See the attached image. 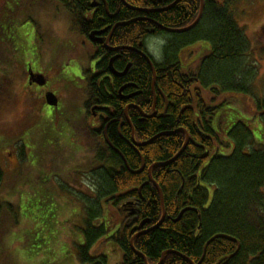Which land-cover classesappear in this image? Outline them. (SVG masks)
Segmentation results:
<instances>
[{
	"label": "trees",
	"instance_id": "obj_1",
	"mask_svg": "<svg viewBox=\"0 0 264 264\" xmlns=\"http://www.w3.org/2000/svg\"><path fill=\"white\" fill-rule=\"evenodd\" d=\"M52 1L73 13L72 0ZM76 1L78 5L83 3ZM106 1L109 12L115 13L114 20L129 22L115 30L111 43L123 48L124 61H131L133 71L126 78L136 83L141 92L136 101L150 115L142 121L134 119V138L143 143L154 137L148 145L137 148L145 164L138 174L129 172L120 156L114 153L108 157V166L113 168L92 173L93 176L97 173L102 193L137 189L147 183L142 184L136 221L125 222L114 236L120 254L118 264H146L142 256L147 264H158L166 251L178 255L166 254L161 264H264V150L249 148L254 138L252 130L239 121L226 133L233 143L231 153L222 156L221 147L226 150L230 143H222L219 131L213 127L219 128V119L226 112L223 108L228 98L232 99L226 93L244 91L241 82L253 76L252 71L242 68L250 51L249 41L234 19V9L246 0H203L200 21L185 33H167L157 25L170 29L189 26L198 16L200 0H124L130 7L121 0ZM167 7L170 8L161 10ZM102 18L106 23L112 22ZM97 21L100 22L96 19L94 23ZM160 35L170 38L163 45L161 60L156 62L148 53L146 42ZM178 37L180 41L176 40ZM200 40L208 42L210 48L204 52L195 72H186L182 67L181 48ZM143 55L153 66L155 92H161L168 101L162 116L163 104L158 93L156 114H150L153 74ZM106 67V61L97 66L100 71ZM101 83L99 87L93 83L96 94ZM102 98L105 103L115 104L116 116L123 118L124 102L105 95ZM255 115L264 124V98L256 104ZM123 129V136L129 139L128 126L124 125ZM180 129L189 137L184 151L172 163L151 170L163 194L165 210L163 221L153 228L160 221L162 210L158 193L148 181L147 169L153 163L171 160L178 153L185 141L183 131L174 133ZM115 145L128 167L139 169L136 151L123 143ZM206 186L214 187L208 206ZM95 204L92 201L88 205L84 220L85 242L76 252L80 264H107L104 256L92 257L89 253L91 245L105 235L103 227L93 226L95 219L100 218ZM183 209L187 210L177 218ZM51 215L52 212L48 216ZM140 222H144L142 229L147 232L134 238L136 254L130 247V239L138 232Z\"/></svg>",
	"mask_w": 264,
	"mask_h": 264
},
{
	"label": "rangeland",
	"instance_id": "obj_2",
	"mask_svg": "<svg viewBox=\"0 0 264 264\" xmlns=\"http://www.w3.org/2000/svg\"><path fill=\"white\" fill-rule=\"evenodd\" d=\"M58 5L52 0H0V264H80L76 252L85 242L82 232L85 217L73 218L67 212L62 214L60 209L78 211L77 204L81 201L77 197L83 198L79 191L90 185L88 173L104 166L91 149L85 153L82 147L85 140L78 137L71 136L68 140L70 152L55 151L56 135L52 131L55 124L44 121L52 112L47 117L43 110L39 111L34 104V91L27 87L23 74L26 60L22 34L31 30L30 15L37 21L41 14L47 19L41 29L44 34L51 33L47 38L57 37L63 42L70 38L68 18ZM234 16L249 41L250 51L242 68L252 71L253 76L241 82L244 91L226 93L232 99L228 98L223 108L226 112L219 119V128L213 125L219 131L220 141L230 143L226 150L221 147L222 156L231 153L233 143L226 133L239 121L252 130L254 138L249 148L264 150V124L254 116L256 104L264 98V0L242 1L234 9ZM54 17L59 20H53ZM169 38L160 35L147 39V51L156 62L161 60L163 45ZM38 39L40 42L41 38ZM209 48V43L203 40L184 45L180 54L184 71L194 73ZM74 114L68 112L66 116L73 118ZM87 141L92 142V137L87 136ZM81 149L82 155L73 151ZM85 173L88 176L83 180ZM81 181L85 183L82 187ZM206 188L208 206L214 187ZM45 201L53 202L44 204ZM51 212L53 215L49 217ZM116 227L112 226L108 235L91 245L92 257L104 256L107 264L119 263L120 254L113 237Z\"/></svg>",
	"mask_w": 264,
	"mask_h": 264
},
{
	"label": "flooded vegetation",
	"instance_id": "obj_3",
	"mask_svg": "<svg viewBox=\"0 0 264 264\" xmlns=\"http://www.w3.org/2000/svg\"><path fill=\"white\" fill-rule=\"evenodd\" d=\"M72 1L74 5L71 7V11L74 15L64 11V17L68 18L70 26L68 28L70 38L65 42L57 37L49 36L47 38L51 33L44 34L41 31L42 28H45L44 20L47 21L42 14L38 21L30 15L31 30L22 34L23 58L26 60L23 74L27 87L34 91V104L37 105L39 111L43 110L47 117L50 110L52 112V115L44 121L55 124V128H52L56 135L55 147L58 149L55 151L70 152L68 140L71 136L83 139L85 143L82 147L85 153H89L91 149L95 158L104 165L96 170L103 172L107 168H113L111 165L108 166V157H110V153L118 155L115 144L123 143L134 150L132 140L137 142L134 138V119L142 121L150 115L145 113L136 101V97L141 93L136 83L126 78L133 71L131 61H124L122 50L119 49L122 47L111 43L112 35L121 26V23L114 20L115 13L109 12L107 1L81 0L83 3L80 5L76 0ZM101 10H103V14H101ZM102 17H106L112 22L106 23ZM95 18L100 22L94 23ZM72 19L75 21L72 22ZM53 20H59V17H54ZM38 38H41L40 42ZM51 39L55 41L52 44ZM103 61H106L107 67L105 71H100L97 66ZM94 82L97 83L96 87H99L102 82L97 94L93 89ZM92 93H95V96ZM157 93L163 104L160 113L162 116L166 112L168 101L161 92ZM157 93L151 83V116L156 114ZM104 95L109 99L117 98L121 103L124 102L123 118L116 116L115 112L118 108L115 107V104L103 102L102 96ZM49 99L55 100L56 106H50ZM66 111L75 113L74 117H67ZM124 125L128 126L130 130L129 139H126L122 134ZM87 136L92 137V142L87 141ZM83 149L73 151L82 155L84 154ZM86 173L82 177L83 180L88 176ZM92 173L93 171L88 173L91 175L88 189L85 187V191H79V195L83 197L82 199L77 197L81 201L77 204L80 209L77 211L61 207L60 211L62 214L67 212L73 218L80 216L86 219L87 211L89 212L88 205L95 201L100 215L99 220L95 219V223L97 222L95 228L103 227L104 233L108 235L111 227L116 225L114 237L125 222L131 219L136 221L138 202L142 198V184L146 185L147 183H142L137 189H117L112 193H102L96 179L98 178L97 173L94 176ZM147 178L155 188L149 180L148 173ZM84 184L82 181L79 183L80 186H84ZM107 218L111 226L106 223ZM143 226L144 224L142 228ZM142 228L141 230H143Z\"/></svg>",
	"mask_w": 264,
	"mask_h": 264
},
{
	"label": "water",
	"instance_id": "obj_4",
	"mask_svg": "<svg viewBox=\"0 0 264 264\" xmlns=\"http://www.w3.org/2000/svg\"><path fill=\"white\" fill-rule=\"evenodd\" d=\"M121 1H122V3H123L125 6L130 7V6H128V5L124 2V0H121ZM170 7H171V6H170ZM170 7H167V8L161 9V10H167V9H169ZM202 10H203V0H200V8H199L198 16H197L196 19L193 21V23H191V24H190L189 26H187V27L180 28V29H170V28H166V27H163V26H160V25H157V27H158L159 29H161L162 31L167 32V33H185V32H188V31L192 30V29L198 24V22L200 21L201 16H202ZM128 23H129V22L121 23V26L127 25ZM119 49H123V48H119ZM143 56H144V55H143ZM144 57H145V56H144ZM145 58H146L147 62L149 63L150 67H151L152 74H153L152 84H154V76H155V75H154L153 66H152V64L150 63L149 59H148L147 57H145ZM48 103H49L50 106H56V104H57L55 100H50V99H49ZM178 131H183V130L180 129V130L174 131V133H175V132H178ZM183 132H184V131H183ZM184 133H185V141H184V144H183V146L181 147V149L178 151V153H177V154H176L171 160H169V161H167V162L153 163V164L150 165V166L148 167V169H147V173H148V175H149V180L152 182V184H153V185L155 186V188L157 189V192H158V195H159L160 204H161V210H162V214H161L160 221H159V222H158L153 228H157V227L160 225V223L163 221L164 216H165V210H164V202H163L162 192H161L160 188L158 187V185H157V184L153 181V179L151 178V170H152L154 167H156V166H166V165L172 163L173 161H175V160L179 157V155L184 151L185 147L187 146V144H188V142H189V137H188L187 133H186V132H184ZM168 134H171V133H168ZM153 139H154V137H153L152 139L146 141V142H143V143H137V142L134 141V139L132 140V142H133V148H134V150L136 151V153H137V155H138V157H139V160H140V167H139V169L136 170V171H131V169H130V168L128 167V165H127V162H126L125 158L121 155V153H119V152L116 150L117 154L120 156V158H121L122 161H123V164L125 165V167L127 168V170H128L129 172L137 174V173H139V172H141V171L143 170V168H144V166H145V164H144V160H143L142 156L139 154V152L137 151V148H138V147H143V146H145V145H148L149 143L152 142ZM186 210H187V209H183V210L179 213V215H178L177 218H179V217L182 215V213H183L184 211H186ZM143 224H144V222H141V223L137 226L136 229L138 230V232H137V233H136V234L130 239V247H131V249H132L134 252H135V250H134V248H133V240H134V238L137 237V236H139V235H141V234H144L145 232H147V230H141ZM153 228H152V229H153ZM135 253H136V252H135ZM168 253H175V254H177L176 252H173V251H166V252H163V253L161 254V259H160V261H159L158 264H161V263H162V261H163V257H164L166 254H168ZM136 254H138V253H136ZM177 255H178V254H177ZM179 256H181V255H179ZM181 257H183V256H181ZM183 258H185V257H183ZM142 259H143L144 263L147 264V262H146V260H145V258H144L143 256H142ZM185 259H186V258H185ZM189 263H190V264H193L192 262H189Z\"/></svg>",
	"mask_w": 264,
	"mask_h": 264
}]
</instances>
